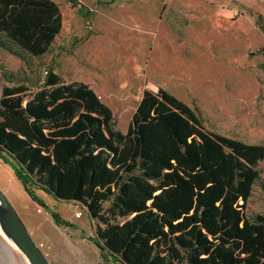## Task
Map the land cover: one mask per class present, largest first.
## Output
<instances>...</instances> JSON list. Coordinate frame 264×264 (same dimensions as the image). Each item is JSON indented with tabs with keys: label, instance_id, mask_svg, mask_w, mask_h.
I'll use <instances>...</instances> for the list:
<instances>
[{
	"label": "trees",
	"instance_id": "16d2710c",
	"mask_svg": "<svg viewBox=\"0 0 264 264\" xmlns=\"http://www.w3.org/2000/svg\"><path fill=\"white\" fill-rule=\"evenodd\" d=\"M62 29L54 0H0V48L26 65ZM0 82V158L57 226L77 228L38 192L84 207L105 260L264 264V213H248L264 144L209 131L152 80L127 133L89 84L50 70L33 92L30 78L1 62Z\"/></svg>",
	"mask_w": 264,
	"mask_h": 264
},
{
	"label": "rangeland",
	"instance_id": "374dc122",
	"mask_svg": "<svg viewBox=\"0 0 264 264\" xmlns=\"http://www.w3.org/2000/svg\"><path fill=\"white\" fill-rule=\"evenodd\" d=\"M54 1L63 29L44 57L26 65L0 48L1 64L30 78L33 92L50 70L67 83L89 84L112 109L116 128L127 133L152 80L195 109L209 131L264 144V31L258 26L264 0ZM259 168L251 217L264 213V160ZM0 189L44 254L54 251L62 264H115L93 240L96 225L84 207L38 192L80 230L58 229L2 158ZM24 260L0 234V264Z\"/></svg>",
	"mask_w": 264,
	"mask_h": 264
},
{
	"label": "water",
	"instance_id": "95a60500",
	"mask_svg": "<svg viewBox=\"0 0 264 264\" xmlns=\"http://www.w3.org/2000/svg\"><path fill=\"white\" fill-rule=\"evenodd\" d=\"M0 229L8 237L30 264H53L42 252L36 240L17 213V210L0 189ZM103 250L102 246L99 245Z\"/></svg>",
	"mask_w": 264,
	"mask_h": 264
},
{
	"label": "crops",
	"instance_id": "0c3cea01",
	"mask_svg": "<svg viewBox=\"0 0 264 264\" xmlns=\"http://www.w3.org/2000/svg\"><path fill=\"white\" fill-rule=\"evenodd\" d=\"M49 218H51V220H52V223L55 225V227H57L58 229H62L61 227H59V226H57L56 224H55V222H54V220H53V217L52 216H48ZM75 217H76V214H75ZM77 218V217H76ZM72 222H73V220H72ZM74 223V222H73ZM91 223H92V221H91ZM75 224V223H74ZM77 229L78 230H80L79 229V227L77 226ZM32 234V233H31ZM64 234H66V236H70L69 235V233H66V232H64ZM35 239V238H34ZM36 240V239H35ZM71 242V241H70ZM38 244V243H37ZM38 246H39V244H38ZM49 254H45L51 261H52V263L53 264H62L63 262H61V257H59V255L57 254V253H55L54 251H52V252H48Z\"/></svg>",
	"mask_w": 264,
	"mask_h": 264
},
{
	"label": "bare ground",
	"instance_id": "6f19581e",
	"mask_svg": "<svg viewBox=\"0 0 264 264\" xmlns=\"http://www.w3.org/2000/svg\"><path fill=\"white\" fill-rule=\"evenodd\" d=\"M1 228V227H0ZM0 234L3 236V238H4V240H7V241H9V242H11L12 244H13V247H15V248H18L17 246H16V244L15 243H13L8 237H6V235L3 233V231L0 229ZM5 243V242H4ZM27 260V261H26ZM26 260H24L23 261V264H26V262H27V264H30L28 261V259L26 258ZM26 261V262H25Z\"/></svg>",
	"mask_w": 264,
	"mask_h": 264
},
{
	"label": "built area",
	"instance_id": "2783aa9c",
	"mask_svg": "<svg viewBox=\"0 0 264 264\" xmlns=\"http://www.w3.org/2000/svg\"><path fill=\"white\" fill-rule=\"evenodd\" d=\"M46 73H48V72H46ZM82 214H83L82 212H79L78 214H76V216H77V217H81Z\"/></svg>",
	"mask_w": 264,
	"mask_h": 264
}]
</instances>
